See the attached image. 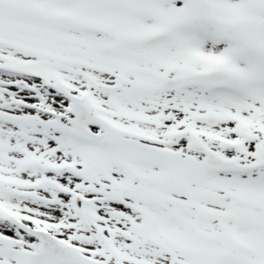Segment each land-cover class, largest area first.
Masks as SVG:
<instances>
[{
  "label": "snow or ice",
  "instance_id": "1",
  "mask_svg": "<svg viewBox=\"0 0 264 264\" xmlns=\"http://www.w3.org/2000/svg\"><path fill=\"white\" fill-rule=\"evenodd\" d=\"M0 264H264V0H0Z\"/></svg>",
  "mask_w": 264,
  "mask_h": 264
}]
</instances>
